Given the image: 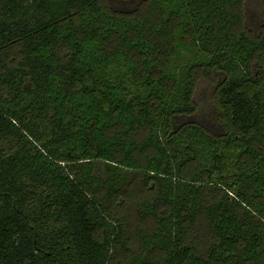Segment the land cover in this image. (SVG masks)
<instances>
[{"label":"trees","instance_id":"obj_1","mask_svg":"<svg viewBox=\"0 0 264 264\" xmlns=\"http://www.w3.org/2000/svg\"><path fill=\"white\" fill-rule=\"evenodd\" d=\"M0 264H264V0H0Z\"/></svg>","mask_w":264,"mask_h":264},{"label":"rangeland","instance_id":"obj_2","mask_svg":"<svg viewBox=\"0 0 264 264\" xmlns=\"http://www.w3.org/2000/svg\"><path fill=\"white\" fill-rule=\"evenodd\" d=\"M208 79L199 80L197 85V103L199 105L204 104V99L211 98L212 91L209 88V85L207 82ZM198 105V107H199Z\"/></svg>","mask_w":264,"mask_h":264}]
</instances>
